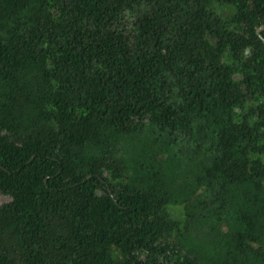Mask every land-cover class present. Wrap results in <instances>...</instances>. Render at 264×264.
<instances>
[{"label": "trees", "instance_id": "trees-1", "mask_svg": "<svg viewBox=\"0 0 264 264\" xmlns=\"http://www.w3.org/2000/svg\"><path fill=\"white\" fill-rule=\"evenodd\" d=\"M262 26L264 0H0V264H264Z\"/></svg>", "mask_w": 264, "mask_h": 264}, {"label": "rangeland", "instance_id": "rangeland-1", "mask_svg": "<svg viewBox=\"0 0 264 264\" xmlns=\"http://www.w3.org/2000/svg\"><path fill=\"white\" fill-rule=\"evenodd\" d=\"M11 201V198L9 196H5V195H0V206H2L3 204L9 203ZM180 215L177 214V217H179Z\"/></svg>", "mask_w": 264, "mask_h": 264}, {"label": "water", "instance_id": "water-1", "mask_svg": "<svg viewBox=\"0 0 264 264\" xmlns=\"http://www.w3.org/2000/svg\"><path fill=\"white\" fill-rule=\"evenodd\" d=\"M264 30V26H262L261 28H259L258 30H257V34L261 37V39L263 40V42H264V38L261 36V32Z\"/></svg>", "mask_w": 264, "mask_h": 264}]
</instances>
